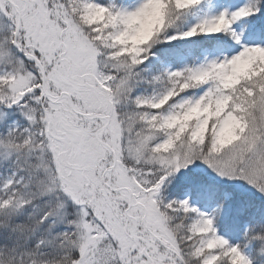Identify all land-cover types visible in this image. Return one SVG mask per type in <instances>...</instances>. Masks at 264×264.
Instances as JSON below:
<instances>
[{
    "label": "snow or ice",
    "instance_id": "6c2138e0",
    "mask_svg": "<svg viewBox=\"0 0 264 264\" xmlns=\"http://www.w3.org/2000/svg\"><path fill=\"white\" fill-rule=\"evenodd\" d=\"M0 264H264V0H0Z\"/></svg>",
    "mask_w": 264,
    "mask_h": 264
}]
</instances>
